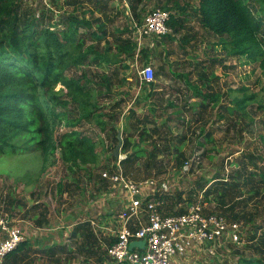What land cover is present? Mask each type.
<instances>
[{"label":"rangeland","instance_id":"rangeland-1","mask_svg":"<svg viewBox=\"0 0 264 264\" xmlns=\"http://www.w3.org/2000/svg\"><path fill=\"white\" fill-rule=\"evenodd\" d=\"M16 1L20 3L21 13L37 17L43 25L56 23L62 28L67 14L92 19L91 29H79L83 32L80 40H85L86 44L95 40L88 33L97 30L94 19L100 16L105 32L96 44L100 51L110 47V55L115 53L116 38H132L134 23L153 7L169 8L184 21L180 29L163 39L166 41L163 46L153 40V36H144L139 45L143 50L135 51L132 57L122 55L119 61L109 64L89 57L84 64L69 69L68 74L84 78L81 82L85 88L92 86L94 91L99 88L102 94L99 102L105 112L119 113L115 123L108 122L105 130L99 129L92 120L77 126L96 142L98 159L86 167L91 173L93 171L91 176L98 185L92 183V177L89 178L84 169L62 162L59 151L49 154L44 163L38 150L15 154L2 152L0 214H7L11 223L20 227L23 218L33 224L29 214L26 217L27 210L31 213L38 206L41 212L47 213L42 223L53 226V232L68 234L70 244H74L68 259L67 254L59 257L58 264H72L73 257L75 264H108L106 250L99 247L105 237L99 235L97 225L103 221L96 218L99 203L95 201L104 196L102 200L108 211L102 216L106 217V222L122 209V193L110 182L97 177L99 172L114 169L117 164L118 158H111L117 144L113 140V125L114 129L121 130L122 143L123 138H129L131 144L139 143V148L145 149L146 142L155 140L157 149L148 146L146 156L120 166L133 179L153 178L156 188H160L162 182L167 185L171 195L166 198L164 211H172L177 201L184 206L199 201L205 212L218 213L227 221L239 223L241 238L238 243L225 238L223 249L214 258L199 247L192 248L181 260L183 264H238L240 255L264 261V181L258 174H249L264 171V108H258L254 102L245 108L247 115L231 111L234 97L238 99L251 93L261 97L259 88L264 73L255 62L248 63L227 54L219 45L218 36L200 25L194 12L198 0L134 1L137 15L132 12V0H101V13L96 11L93 17L89 14L93 5L87 0ZM175 3L185 8L184 14L176 12ZM262 32L264 34V26ZM154 44L158 45L153 48L155 54L148 53V48ZM146 63L153 68L152 85L141 79L140 70ZM104 74L112 83L110 92L99 87ZM192 87L202 92H217L220 98L215 105L201 106L200 97H193ZM118 100L119 105L115 106ZM170 101L173 106L168 105ZM152 109L155 111L151 112ZM75 112L74 108L69 110V114ZM155 126L157 133L140 135L142 130ZM57 129L60 132L67 128L59 125ZM207 132L212 141L205 140ZM152 151L157 155L150 157ZM125 154L120 148L119 156ZM146 162H149L147 168L143 165ZM219 180L236 182L242 193L218 199L216 192H222L221 188L225 187ZM208 185L212 193L205 196L204 189ZM249 188L259 191L248 199ZM36 199L43 202L36 204ZM78 202L88 210L73 216L74 204ZM72 222L76 223L69 226ZM94 223L96 227L93 228ZM40 242L41 246H47L45 240ZM49 253L50 248H46L40 254L44 263Z\"/></svg>","mask_w":264,"mask_h":264},{"label":"trees","instance_id":"trees-1","mask_svg":"<svg viewBox=\"0 0 264 264\" xmlns=\"http://www.w3.org/2000/svg\"><path fill=\"white\" fill-rule=\"evenodd\" d=\"M87 1L93 5L89 12L91 17L96 11L101 13V0ZM134 1L139 3L141 0H132L130 3L132 12L137 15ZM174 6L176 12L184 14L183 6L179 3ZM194 12L200 25L218 36V43L227 54L242 58L248 63L255 62L264 73V0H198ZM142 18L136 23L139 24ZM94 20L97 22V30H92L88 35L95 40L86 44L85 40H80L83 32H79V29H91L92 19L67 14L62 28L56 23L43 25L37 17L21 13L18 1L0 0V153L38 150L41 151L44 163L49 154L59 151L62 162L75 166L73 168L84 169L89 178L93 176V171L91 173L86 165L98 159L96 142L77 126L86 120H92L99 129L105 130L108 122L115 123L119 113L114 115L105 112L100 106L99 97L102 94H99V88L95 91L92 86L85 88L81 82L84 78L70 75L68 71L73 66L84 64L89 57L109 64L119 61L122 55L132 57L135 51L143 50L137 51L132 27V38H116L114 54H109L110 47L100 51L96 42L102 39L105 28L100 16H95ZM183 21L182 16H176L170 11L167 24L172 31L180 29ZM171 33L153 36V40H163L171 36ZM152 82L148 83L152 85ZM111 84L107 74H104L103 83L99 87L110 92ZM192 91L193 97H200L201 106L215 105L220 98L217 92H202L198 87H192ZM259 91V98L256 93L245 94L238 99L234 97V107L230 110L245 114V108L254 102L258 108H264V78L260 81ZM114 105L118 106L119 100ZM168 105L174 104L170 101ZM71 108L75 109V114H69ZM59 125L67 129L58 132ZM111 127L113 140L116 142L118 130L113 125ZM157 129V126L149 130L146 128L140 135L157 133ZM205 140L212 141L210 133L205 134ZM148 146L157 149L155 140L146 142L144 148ZM128 148L132 151L129 152ZM121 149L126 152V157L120 161L121 165L134 163L147 153L145 149L139 148V143L131 144L129 138H123ZM150 155L154 157L157 153L152 151ZM111 158L116 160L113 155ZM143 165L147 168L149 162ZM249 174H258L264 181V171ZM97 177L100 178V174ZM219 181L225 187L221 188L222 192H216L218 199L222 200L235 192L242 193L241 186L236 182L232 184ZM258 191V188H249L248 199ZM210 193L212 191L208 185L204 189V195L208 196ZM230 209L233 211L234 208ZM108 237V241H111L112 237ZM237 263L264 264V261L240 255Z\"/></svg>","mask_w":264,"mask_h":264},{"label":"built area","instance_id":"built-area-1","mask_svg":"<svg viewBox=\"0 0 264 264\" xmlns=\"http://www.w3.org/2000/svg\"><path fill=\"white\" fill-rule=\"evenodd\" d=\"M169 16V10L153 7L144 13L139 24L134 23L137 51L142 37L172 32L167 24ZM140 73L144 82L154 80L150 63L144 64ZM125 155L117 157L114 169L100 172L101 178L110 182L123 196L122 209L111 217L108 224L99 226L101 237H112L106 247L110 264H183L181 260L192 248L199 247L214 258L223 249L225 238L233 243L240 241L238 222L227 221L218 213L205 212L199 201L185 206L177 201L172 211H164L166 198L171 195L167 185L162 182L160 188H156L153 178L133 179L125 174L120 166ZM0 234L3 235L0 264H3L4 258L24 240V231L3 213L0 214ZM136 240L143 241L142 248H130V243Z\"/></svg>","mask_w":264,"mask_h":264},{"label":"crops","instance_id":"crops-1","mask_svg":"<svg viewBox=\"0 0 264 264\" xmlns=\"http://www.w3.org/2000/svg\"><path fill=\"white\" fill-rule=\"evenodd\" d=\"M165 42L166 41H164V40H160L159 45L163 46L165 44ZM156 46H158V45L154 44L153 47H149L148 53L150 51V53L155 54L153 48ZM99 174H100V172H99ZM92 183L94 185L95 184L98 185V183H96V180L94 179V177H92ZM102 197H104V196L101 195V199H97L95 201L96 204H97V202L99 203V205H98L99 211L97 212L96 218H98V220L103 221V222H100L101 224L97 225L98 228L100 225L108 223V222H106V217L102 216L103 214L107 213V211H108L106 205L103 203ZM32 202L34 203V201H32ZM39 202L42 203L43 201L40 199L35 200L36 204H38ZM92 203L93 202H91V204ZM120 203L122 204V201ZM82 206L83 205L80 202L74 204L73 216L78 215L80 213V211H83V213L87 212L88 207L82 208ZM87 206H89V205H87ZM37 207L38 206H35L31 213H29L27 210L26 217L29 214V218L33 221V224H31L27 220H24V218L21 219V221L19 220L21 222L19 225H20L21 229L24 231V240L20 243L19 248L17 247V249H15L11 253H9L4 258L3 264H38L39 262H41L39 264H58L57 262L59 260V257L64 258L65 254H67L66 258L68 259V253L71 249H73V246H74L73 243L70 244V242H69V235L66 233H65L66 235H64V234L53 232L52 231L54 228L53 226L48 225L46 223H42L46 220V218H47L46 214L47 213H46V211L41 212L42 210L41 209L39 210ZM121 207H122V205H121ZM92 209H93V206H92ZM12 220H13V218H12ZM13 221H15V220H13ZM96 221H97V219H96ZM90 222H93V220H91ZM75 223L72 222V224H70L69 226H72ZM94 227H96L95 223L93 224V228ZM88 231L92 232V230H88ZM1 237H3V235L0 234V239H1ZM97 239H98V237H97ZM41 240H45V243L47 244V246H45V245L41 246V242H40ZM108 240H109V238L105 237L104 240L100 242V244H99L100 249L102 248V249L106 250L105 247H107L108 242H110ZM98 241H99V239H98ZM58 242L60 245H58ZM46 248H50V253H49V256L47 258L46 263H44L43 259L40 258V254H42L44 249H46ZM53 249H54V253H53ZM61 255H63V256H61ZM72 264H75L74 257L72 259ZM108 264H110L109 258H108Z\"/></svg>","mask_w":264,"mask_h":264},{"label":"water","instance_id":"water-1","mask_svg":"<svg viewBox=\"0 0 264 264\" xmlns=\"http://www.w3.org/2000/svg\"><path fill=\"white\" fill-rule=\"evenodd\" d=\"M121 130L118 129L117 131V134H116V138H117V144L116 146L114 147L113 151H112V155L117 158L119 156V150L121 148V144H122V138H121ZM130 248L134 247V246H137L139 248H142L143 247V241L142 240H136V241H132L130 243Z\"/></svg>","mask_w":264,"mask_h":264}]
</instances>
